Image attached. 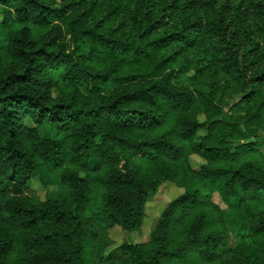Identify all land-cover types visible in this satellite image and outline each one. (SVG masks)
Returning <instances> with one entry per match:
<instances>
[{
	"label": "trees",
	"instance_id": "1",
	"mask_svg": "<svg viewBox=\"0 0 264 264\" xmlns=\"http://www.w3.org/2000/svg\"><path fill=\"white\" fill-rule=\"evenodd\" d=\"M60 4L0 0V264H264V0ZM233 95L244 117L222 109ZM35 176L67 195L41 201ZM170 182L185 192L150 241L105 257L101 232L139 231ZM215 193L250 229L235 251Z\"/></svg>",
	"mask_w": 264,
	"mask_h": 264
},
{
	"label": "rangeland",
	"instance_id": "2",
	"mask_svg": "<svg viewBox=\"0 0 264 264\" xmlns=\"http://www.w3.org/2000/svg\"><path fill=\"white\" fill-rule=\"evenodd\" d=\"M57 7H61L60 0H55ZM3 8L0 7V46L5 45L8 41V30L5 29L2 19ZM20 29L21 27H17ZM35 39H39L42 35L47 33L49 29L44 28H32ZM192 75L187 74L181 79L183 86L193 89ZM56 95V94H55ZM221 107L225 113L232 115L236 114L237 117H244V110L246 106L240 103V96L233 95L226 97L221 102ZM201 121L204 117L200 118ZM27 126L34 127V125L28 121ZM245 129V127H244ZM256 130L262 140H264V129L261 127H253ZM42 138H58L57 132L48 127H42L38 129ZM62 138L59 137V140ZM260 146H263V142H257ZM206 162L198 156H192L189 159V166L193 171L199 172ZM29 190L36 193L39 199L45 201H57L67 195V190L62 187L51 186L45 188L41 185L37 176L34 177L30 183ZM185 190L180 189L175 183L170 182L162 185L157 194L146 205V218L141 229L135 233H127L120 227L115 226L111 229H107L101 232L99 242L102 244V253L105 257L113 254L119 256L121 254V247L124 244L138 245L145 244L150 241L152 231L161 217L162 213L174 200L178 199L184 194ZM207 204L211 207L213 214H216L219 218V226L226 229V235L228 236V246L232 251L237 250L243 243H250L247 239L250 229L247 225L240 221L238 215L237 201H233L230 205L224 203L218 193H215L207 201ZM93 229L97 230V225L92 224ZM98 242V243H99ZM227 257L220 259L215 264H226ZM97 263V262H95Z\"/></svg>",
	"mask_w": 264,
	"mask_h": 264
}]
</instances>
